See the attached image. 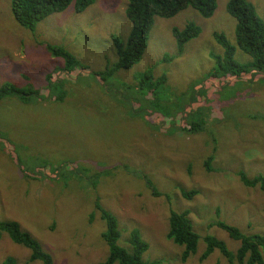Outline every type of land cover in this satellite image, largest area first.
Segmentation results:
<instances>
[{
	"label": "rangeland",
	"instance_id": "rangeland-1",
	"mask_svg": "<svg viewBox=\"0 0 264 264\" xmlns=\"http://www.w3.org/2000/svg\"><path fill=\"white\" fill-rule=\"evenodd\" d=\"M10 1L0 0V87H31L38 95L0 99V221H17L53 264H97L108 253L98 199L118 221L119 244L129 248L125 238L139 231L148 243L146 262L237 264L218 249L199 260L206 235L233 252L239 246L216 220L264 234V193L238 175L264 177V73H213L224 53L215 32L226 37L237 63L252 60L236 42L228 0H216L209 17L191 7L155 16L140 61L106 79L94 72L119 59L112 35L125 41L130 32L128 0H94L81 12L70 4L31 30L16 21ZM247 1L264 22V0ZM188 22L199 33L178 50L172 28ZM47 43L76 64L67 69ZM147 69L151 80L137 81ZM184 190L195 194L186 198ZM184 210L198 241L182 262L183 247L166 232L170 212ZM7 256L42 264L3 231L0 263Z\"/></svg>",
	"mask_w": 264,
	"mask_h": 264
},
{
	"label": "trees",
	"instance_id": "trees-1",
	"mask_svg": "<svg viewBox=\"0 0 264 264\" xmlns=\"http://www.w3.org/2000/svg\"><path fill=\"white\" fill-rule=\"evenodd\" d=\"M94 0H11L10 9L16 21L23 27L33 29L35 24L52 13L65 10L70 4L75 12H81ZM191 7L201 16L209 17L216 8V0H128L125 6V15L131 23L130 32L125 41H120L114 35L112 40L115 45L119 59L109 68L103 71L94 72L100 79H106L118 69H129L141 59L146 47L148 33L155 16L171 17L180 10ZM226 11L235 19V38L241 50L249 54L252 58L249 64H239L233 59V47L229 44L223 33H214L217 42L224 48L223 56H216L217 68L213 73H217L218 68L231 76H239L248 72L264 73V22L258 17L253 6L247 0H228ZM199 28L192 22H188L182 29L172 28V35L176 40L178 50L191 38L197 36ZM45 48L56 57H63L67 69L76 64V59L65 49L45 44ZM167 56H163L165 60ZM51 74L46 75L49 83ZM151 70L147 69L139 75L137 81L151 80ZM164 76L158 78L157 82L164 81ZM15 95L26 101L32 95L37 96L38 92L27 88H17L11 84H4L0 87V99L5 96ZM60 99V96H56ZM192 129L194 125L192 124ZM211 157H208L210 161ZM209 170V164L206 163ZM207 169V167H206ZM26 171V170H25ZM240 180L247 187L258 186L264 193V177L259 175L248 178L243 172L238 173ZM147 184V182H146ZM152 195H158L151 184H147ZM181 194L190 198L195 194L194 190L181 191ZM95 209L99 212L100 218L104 222V231L101 237L108 247L107 256L97 264H158V260L146 262L142 259V254L148 248V243L141 237L139 231L131 229L126 241L129 248L118 243L120 231L116 217L108 210L104 209L98 199L94 202ZM168 220L167 239L174 244L183 247L180 260L186 259L196 251L198 234L193 230L189 218V212H170ZM120 224V223H119ZM215 225L224 229L228 235L239 242L236 251L227 248L225 243L210 235L203 237L205 248L199 260L202 261L214 249H218L221 255L229 262L237 264H263L264 263V234L246 233L240 231L236 226L226 224L216 220ZM6 232L9 238L27 247L30 250L29 260H40L42 264H53L52 257L43 250L39 242L31 237V234L21 229L19 223L14 220L0 221V236ZM123 237V236H122ZM121 237V239H122ZM0 264H16L15 259L7 256Z\"/></svg>",
	"mask_w": 264,
	"mask_h": 264
},
{
	"label": "crops",
	"instance_id": "crops-1",
	"mask_svg": "<svg viewBox=\"0 0 264 264\" xmlns=\"http://www.w3.org/2000/svg\"><path fill=\"white\" fill-rule=\"evenodd\" d=\"M252 73H253V71H252Z\"/></svg>",
	"mask_w": 264,
	"mask_h": 264
}]
</instances>
